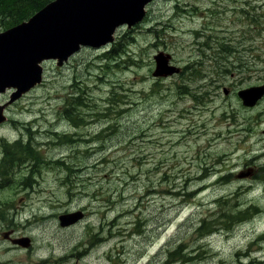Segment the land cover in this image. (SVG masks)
I'll return each instance as SVG.
<instances>
[{
    "label": "rangeland",
    "instance_id": "rangeland-1",
    "mask_svg": "<svg viewBox=\"0 0 264 264\" xmlns=\"http://www.w3.org/2000/svg\"><path fill=\"white\" fill-rule=\"evenodd\" d=\"M144 11L116 56L45 60L0 93V160L16 141L39 159L0 181V264H264V98L236 94L264 83V0ZM160 52L178 75L153 77Z\"/></svg>",
    "mask_w": 264,
    "mask_h": 264
},
{
    "label": "water",
    "instance_id": "water-1",
    "mask_svg": "<svg viewBox=\"0 0 264 264\" xmlns=\"http://www.w3.org/2000/svg\"><path fill=\"white\" fill-rule=\"evenodd\" d=\"M149 1L57 0L49 4L27 24L10 30L0 38V59L6 64L0 65V91L3 92L9 85L17 86L19 93L29 89L39 80L40 70L36 63L44 59L58 56L66 58L77 51L80 44L99 47L111 41L116 26L122 22L129 21L130 25L140 21L143 7ZM161 58L165 61L160 62ZM168 58L161 54L155 57L157 70L154 76H168L178 72L167 66ZM160 67L165 73L158 72ZM263 95L264 86L239 93L247 106H253ZM69 218L61 217L60 226L70 225Z\"/></svg>",
    "mask_w": 264,
    "mask_h": 264
},
{
    "label": "trees",
    "instance_id": "trees-1",
    "mask_svg": "<svg viewBox=\"0 0 264 264\" xmlns=\"http://www.w3.org/2000/svg\"><path fill=\"white\" fill-rule=\"evenodd\" d=\"M53 0H0V21L3 22L6 29L13 28L27 20H29L35 13L42 9L45 5ZM30 9L32 14L28 17L25 16L26 9ZM118 47L119 44H117ZM228 46H224L222 53L230 51ZM21 142L14 143L13 147H19V150L12 149V146L8 143H2L5 148V163H1L2 168H6L8 165L13 164V158L18 157L19 154L23 153V156L33 155L35 161H38V154L31 147L30 142L26 143L25 146L20 147ZM11 162V163H10ZM42 163V162H41ZM260 175L264 177V166L259 170Z\"/></svg>",
    "mask_w": 264,
    "mask_h": 264
},
{
    "label": "flooded vegetation",
    "instance_id": "flooded-vegetation-1",
    "mask_svg": "<svg viewBox=\"0 0 264 264\" xmlns=\"http://www.w3.org/2000/svg\"><path fill=\"white\" fill-rule=\"evenodd\" d=\"M4 238H5V239H9V236H8V235H4Z\"/></svg>",
    "mask_w": 264,
    "mask_h": 264
},
{
    "label": "bare ground",
    "instance_id": "bare-ground-1",
    "mask_svg": "<svg viewBox=\"0 0 264 264\" xmlns=\"http://www.w3.org/2000/svg\"><path fill=\"white\" fill-rule=\"evenodd\" d=\"M1 60V59H0ZM2 64V62H0V65ZM21 73V72H20ZM180 245V244H179ZM173 252V251H172Z\"/></svg>",
    "mask_w": 264,
    "mask_h": 264
}]
</instances>
